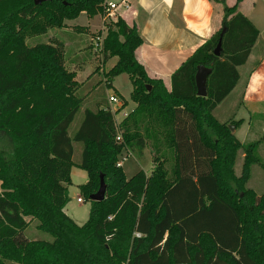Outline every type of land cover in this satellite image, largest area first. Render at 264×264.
<instances>
[{"label": "trees", "instance_id": "trees-1", "mask_svg": "<svg viewBox=\"0 0 264 264\" xmlns=\"http://www.w3.org/2000/svg\"><path fill=\"white\" fill-rule=\"evenodd\" d=\"M217 1L220 27L171 74L169 90L137 60L136 26L120 16L105 24L99 52L103 62L117 61L103 72L104 86L127 74L135 103L116 124L100 95L93 107L84 104L58 45L26 43L81 13L101 15L104 0H0V136L10 143L9 151L0 148V264H264V193L246 186L251 167L264 168L259 142L242 143L228 128L242 123L235 116L264 51L248 61L259 29L237 11L241 0ZM198 65L211 69L205 97L196 94ZM115 93L120 111L127 102ZM148 141L150 173L127 178L118 156L124 149L140 155ZM73 142L82 146L76 164ZM74 164L87 172L79 191L90 207L81 225L64 212ZM100 174L105 198L89 200ZM34 220L51 241L25 236Z\"/></svg>", "mask_w": 264, "mask_h": 264}, {"label": "crops", "instance_id": "crops-1", "mask_svg": "<svg viewBox=\"0 0 264 264\" xmlns=\"http://www.w3.org/2000/svg\"><path fill=\"white\" fill-rule=\"evenodd\" d=\"M106 1L119 2L120 0ZM225 3L228 6H232L236 3V0H225ZM257 3L258 0H241L237 5V11H240L252 21L251 14ZM222 13V5L217 0H127V7H119L116 11L117 17L120 16L127 25L136 26L142 38V44L135 50L137 60L144 65L149 77L160 78L168 90L171 86V74L220 27ZM80 15L86 14L81 13ZM95 16L89 17L86 15V19L91 20ZM91 24L92 23L87 20L83 25V27H85L84 31H89L91 33L90 38L94 37L93 35L98 32L101 33V37L105 36L106 31L104 33L102 30L101 15L100 21L97 24ZM262 34H259L258 43L254 49V53L249 57V62L255 58V53L257 54L259 51H264V39ZM89 43L88 49H90ZM94 45L96 46L97 44L95 43ZM95 49L96 48H94V51L97 50ZM116 61L117 57H111L105 62H103L102 59L101 64L109 63L114 65ZM85 62L86 63L81 64L79 67L82 69H89L92 62ZM75 72L77 76L80 71ZM91 74L92 71L84 72L83 79L80 82L78 81V83L81 85L82 83L88 85V82L93 77ZM116 77H114L112 84H114ZM92 86L91 84L90 88ZM111 94L112 93L105 95L107 102L108 96ZM125 100L128 99L125 98ZM108 105L110 107V105L112 106L113 104L108 102ZM241 106H251L255 108L253 112L258 116L261 111H264V57L260 58L258 67L248 78ZM112 107L115 108V105ZM125 108L126 107L121 110L123 111ZM251 111L252 110L249 111V114ZM235 119L242 120V118L237 119L236 116ZM244 124L245 120H242L240 126L235 127L233 125L235 127V130H233L235 136L238 130L244 128ZM244 129L245 133H247V129ZM254 130L256 133L261 131L260 127L257 125L254 127ZM253 141L259 142L257 152L264 163V142H261V138ZM259 149L261 153H259ZM260 168L264 171V168ZM64 212L78 225L80 221L85 218V215L80 217L74 212L72 214L67 213L66 207H64Z\"/></svg>", "mask_w": 264, "mask_h": 264}, {"label": "rangeland", "instance_id": "rangeland-1", "mask_svg": "<svg viewBox=\"0 0 264 264\" xmlns=\"http://www.w3.org/2000/svg\"><path fill=\"white\" fill-rule=\"evenodd\" d=\"M251 19L254 24L259 28L260 33H263L262 37L264 39V0H258V3L254 6L253 12L251 14ZM87 20L92 23L91 25L97 24L100 21V15L97 14L91 20L86 19V15H79L76 19L66 20L64 29H49L45 34L27 38L26 43L28 45H35L38 43H51L54 45H58L63 52L65 67L68 70L74 72L80 71L79 74L75 76V79L79 82L83 79L84 72L92 71L91 75H93V77L88 83L90 85L92 84L93 86L90 88L89 84L84 85V83H82V85H79L77 91V94L80 97H84V104L86 106L93 107V102L95 98H97L96 95H100L102 98H104L106 100V104L108 105L107 98L105 95L110 93L115 94V91H118L124 98L128 99L126 100V108L123 111L115 113L114 119L116 124H118L122 120V118H124V116H122V113L128 110L126 112V114H128L130 110H132L135 106V103L129 99V94L132 89V86L127 74L118 75L115 79L114 84H112L110 88L104 86L103 72L107 71L113 64H101L102 55L100 54L98 49H95L96 51H94V48H96V46L94 45L96 40L94 39V37L90 38L91 33L89 31H82L78 29L79 27H83ZM102 30L105 33V29H103V22ZM88 43L90 49H88ZM85 61H89V63L92 62L91 67L89 69H82L79 67L81 64L86 63ZM89 88L92 90H90ZM112 106H114V104ZM112 106L110 105L111 110L117 109L119 107V105H115V108ZM254 109L255 108L251 106H241L237 112L236 118H242L243 121L245 120L244 128L247 129V133H245L244 128H241L236 133V136L242 143H248L249 141H253L258 138H261V142H264V111H261L258 116L257 114H255V112H253ZM250 110L252 111L249 114ZM81 119L82 111L80 110L76 113L73 121L69 125V135H72L75 132V130L79 126ZM256 125L259 126L261 130L258 133H256L254 130V127ZM141 132L143 133V130ZM73 147L74 152L72 160L76 164L81 159L82 146L80 143L73 142ZM0 148H3L7 151L10 150V143L8 142L7 138H4L3 136H0ZM258 151L259 153H261L260 149ZM153 155V149L150 145V142L148 141L146 147L142 150L140 155H136V153L132 151L130 152L126 149L122 150V152L118 156V162L122 160L121 168L123 169L127 178H129L139 170H143L148 175L153 166ZM165 157H167L166 168L167 170H170L173 163L172 156L170 157L168 154H166ZM242 159L243 156H241L240 154L236 158L234 170L237 174L239 173L242 164ZM75 164L71 168V183L70 185H68L69 202L66 204L65 207L67 213L69 214H72L74 212L80 217L85 215L84 220L80 221L79 225H81L87 219L90 203L85 200L78 202L77 198H83L80 194L79 186L85 183V181L87 180V172L81 169L80 167L76 166ZM246 186L254 190L258 195L264 193L263 169L258 166H253L251 168V176L247 181ZM36 223L37 222L35 220L30 222L28 228L24 232L25 236L29 239L51 241L52 237L48 233L38 230L36 228Z\"/></svg>", "mask_w": 264, "mask_h": 264}, {"label": "water", "instance_id": "water-1", "mask_svg": "<svg viewBox=\"0 0 264 264\" xmlns=\"http://www.w3.org/2000/svg\"><path fill=\"white\" fill-rule=\"evenodd\" d=\"M41 1L43 0H34V3L39 4ZM224 32H225V28H223L220 31L217 46L213 51V54L215 56H219L220 54L221 40ZM210 71H211L210 68L203 65H198L196 68L194 77H195V85H196V94L198 96L205 97L207 95L206 83H207V76L210 73ZM228 128L230 129L231 132H233L234 130L233 125H229ZM106 190H107L106 183L104 181L103 175L100 174L99 187L96 192L90 195L89 200L102 201L105 198Z\"/></svg>", "mask_w": 264, "mask_h": 264}, {"label": "built area", "instance_id": "built-area-1", "mask_svg": "<svg viewBox=\"0 0 264 264\" xmlns=\"http://www.w3.org/2000/svg\"><path fill=\"white\" fill-rule=\"evenodd\" d=\"M119 7H127V0H120L119 2L104 0V2H103V13L101 14V17H102L103 27H104L105 31H106L105 24L112 22V21H115L117 19L116 11ZM94 39L96 40L95 43L97 44L96 49L100 50V45H101L103 37H101V35H100L99 37L94 38ZM108 102L110 104H114V105H119V106L121 105V102L119 101L118 97L115 94H111L108 96ZM117 109H114V110L110 109L114 116H115V113L119 112V110H117ZM120 111H122V110H120ZM126 115H127L126 113H124V112L122 113V116L125 117ZM116 139L120 140L121 139L120 135H118L116 137ZM121 165H122V160L117 162V166L121 167ZM78 201H82V199L78 198Z\"/></svg>", "mask_w": 264, "mask_h": 264}]
</instances>
